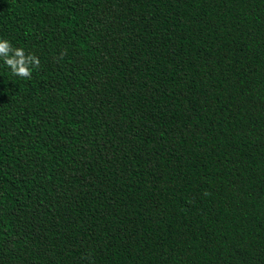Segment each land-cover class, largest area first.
I'll list each match as a JSON object with an SVG mask.
<instances>
[{"label": "trees", "instance_id": "1", "mask_svg": "<svg viewBox=\"0 0 264 264\" xmlns=\"http://www.w3.org/2000/svg\"><path fill=\"white\" fill-rule=\"evenodd\" d=\"M0 39L40 60L0 59V264H264V0H0Z\"/></svg>", "mask_w": 264, "mask_h": 264}, {"label": "clouds", "instance_id": "2", "mask_svg": "<svg viewBox=\"0 0 264 264\" xmlns=\"http://www.w3.org/2000/svg\"><path fill=\"white\" fill-rule=\"evenodd\" d=\"M64 53H61L63 56ZM0 59L11 70L13 75L31 78L32 68L40 66V60L33 54H25L22 48L13 47L6 39H0Z\"/></svg>", "mask_w": 264, "mask_h": 264}]
</instances>
